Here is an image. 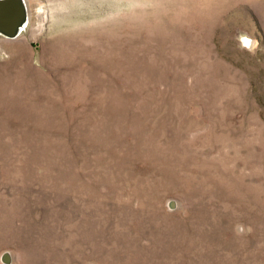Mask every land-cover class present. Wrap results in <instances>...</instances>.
Segmentation results:
<instances>
[{"label":"rangeland","instance_id":"rangeland-1","mask_svg":"<svg viewBox=\"0 0 264 264\" xmlns=\"http://www.w3.org/2000/svg\"><path fill=\"white\" fill-rule=\"evenodd\" d=\"M24 1L0 264H264V0Z\"/></svg>","mask_w":264,"mask_h":264},{"label":"water","instance_id":"water-1","mask_svg":"<svg viewBox=\"0 0 264 264\" xmlns=\"http://www.w3.org/2000/svg\"><path fill=\"white\" fill-rule=\"evenodd\" d=\"M27 20L24 0H0V34L16 38Z\"/></svg>","mask_w":264,"mask_h":264},{"label":"bare ground","instance_id":"bare-ground-1","mask_svg":"<svg viewBox=\"0 0 264 264\" xmlns=\"http://www.w3.org/2000/svg\"><path fill=\"white\" fill-rule=\"evenodd\" d=\"M26 9H27V20L24 22V24L20 28V31H19V34L18 35H21V33L25 30V28L27 27L28 22H29V13H28V7H27V5H26Z\"/></svg>","mask_w":264,"mask_h":264}]
</instances>
